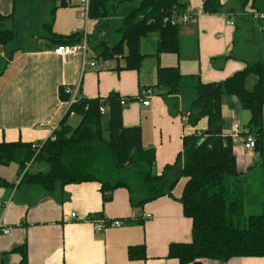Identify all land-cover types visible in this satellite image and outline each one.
Segmentation results:
<instances>
[{"label":"crops","instance_id":"1","mask_svg":"<svg viewBox=\"0 0 264 264\" xmlns=\"http://www.w3.org/2000/svg\"><path fill=\"white\" fill-rule=\"evenodd\" d=\"M219 1L224 5L223 11L208 15L203 13L204 0H189L193 20L181 29L186 44L179 55L154 57L156 48L147 53L143 49L145 38L142 39V51L150 57L144 60L139 71L121 70L122 59L103 60L91 48L87 59L93 67L84 66L81 53L58 56L43 42H38L31 51L24 46L12 49L9 64L0 72V143L47 141L69 108L68 103L60 99V89L80 84L81 97L88 99H104L112 92L135 99L125 106L123 126L141 128L143 146L155 150V172L161 175L166 166L176 163L183 150L184 136L204 132L208 126L206 119L196 128L187 125L181 100L177 111L171 101L173 96L165 98L150 89L156 84L158 65L178 66L182 74L199 75L204 84H209L223 82L248 64L264 61V21L252 25L243 21V11L236 1ZM13 4L14 0H0V15H10ZM231 9H234L233 14L229 13ZM81 13L80 0H68V6L55 14L53 32L63 36L89 32L93 20L88 18L83 25L85 18ZM116 20L120 19L111 22ZM148 38L157 41L155 35ZM6 55L5 50L0 49L1 62L7 61ZM255 82L256 79L250 77L247 88L251 90ZM148 89L153 93L146 97L143 92ZM145 100L150 101L149 106H144ZM222 106L223 132H231L232 125L227 128V121L232 119L233 124L238 122L237 117L243 120L242 124L238 123L244 132L250 112L231 97L224 98ZM74 118L76 116L70 117L69 123ZM234 153L238 169L248 174L249 182L254 177L258 181L256 186L249 183L247 196H251L250 191L261 190L264 181L258 168L259 154L246 151L241 143L234 145ZM43 169L37 168L38 171ZM171 173L177 177L179 171L175 169ZM0 178L15 184L18 165L1 166ZM186 182L187 179L182 178L173 191L176 199L164 197L141 209L132 207L129 192L124 188L117 189L113 200L104 203L98 183L69 185L54 194L34 186L0 189V222L3 227L11 228L9 235L0 236V262L19 263L20 254L11 251L27 242L29 264H179L168 258V253L171 244L192 241V220L184 216L183 207L177 201ZM72 214H76L77 219H73ZM147 214L152 218L143 223L133 218ZM98 219L123 223L97 233L93 220ZM142 245L147 259L130 261L128 249ZM203 264H264V258H234L225 263L205 260Z\"/></svg>","mask_w":264,"mask_h":264},{"label":"trees","instance_id":"2","mask_svg":"<svg viewBox=\"0 0 264 264\" xmlns=\"http://www.w3.org/2000/svg\"><path fill=\"white\" fill-rule=\"evenodd\" d=\"M243 11V21L256 22L245 17L247 7L264 13V0H234ZM36 0H14L13 12L0 15V49L16 40L13 29L18 14L33 10ZM68 6L61 0L51 10V32L49 49L59 45H77L81 33L63 36L53 32V22L58 9ZM189 7V0H90L88 18L97 22V31L89 36V45L98 58L103 60L122 59L121 70L139 71L144 60L150 57L142 51V39L155 35L156 54L179 55L182 50L181 29L183 25L171 23L173 15H182ZM224 5L219 0H204L203 13H221ZM229 13H234L231 9ZM37 14H28L31 21ZM29 19V20H30ZM114 19L121 20L117 30L120 39L113 45L106 42V32ZM32 48H27L31 51ZM126 49V55H125ZM13 50L3 68L9 64ZM254 77L256 82L249 90L247 81ZM160 96L171 98L173 108L179 111L180 100H188L182 111L187 125L198 127L207 120V130L186 135L183 150L174 165L165 167L161 175L155 172L156 153L146 149L142 143L140 127L125 128L123 112L125 106L135 101L112 92L104 99L80 97L68 111L53 135L43 143L23 141L0 143V167L18 165V177L31 166L43 170H28L18 188L34 186L42 192L54 194L69 185L98 183L104 203L113 200L114 192L124 188L129 192L130 202L135 209L168 197L176 199L173 191L182 178L187 179L181 197L177 200L183 214L192 220V241L171 244L168 258L179 264H203L205 260L220 263L234 258H264V203L260 214H246V196L249 188L248 174L238 169L234 144L229 134L223 132V99L235 98L244 110L250 112V121L244 135L255 138V152L259 154L258 168L264 180V61L262 59L227 80L204 84L199 75H184L178 66L158 65L156 84L150 87ZM60 99L69 102L71 96L65 87L60 89ZM105 109V113H102ZM72 114L80 119L77 127L69 123ZM107 117L108 138L104 136L103 117ZM177 169V177L171 173ZM264 185V181H263ZM16 185L0 178V189H12ZM143 223L142 217L135 220ZM21 260L28 263L27 242L14 248ZM130 261L146 260L145 246L128 249ZM0 264H10L1 261Z\"/></svg>","mask_w":264,"mask_h":264},{"label":"rangeland","instance_id":"3","mask_svg":"<svg viewBox=\"0 0 264 264\" xmlns=\"http://www.w3.org/2000/svg\"><path fill=\"white\" fill-rule=\"evenodd\" d=\"M61 0H36L34 11L27 10L23 13H19L17 16V20L14 23L13 29L15 34L16 40L14 42H11L8 44V47L5 49L6 57H8V53L12 49H16L18 47L24 46L26 48H34V45H37L38 42H43V44H51L52 42V32H51V18H52V7L54 5H59ZM247 10H250V6L247 7ZM28 14H37L36 19L37 22L31 21L29 17H27ZM30 19V20H29ZM83 22V25H85L86 19ZM114 24L111 26L110 35H108V38L106 39V42L108 44L113 45L114 43H117L120 39L119 34L117 33V30L121 27L122 23L121 20H116L113 22ZM97 24L93 21L91 22L90 30L88 34L92 36L96 30ZM84 31V28H83ZM86 32V31H85ZM84 32V33H85ZM83 33V34H84ZM150 37V36H148ZM148 37H145V40L143 41V49L147 53H151L153 50H155V42ZM147 38V39H146ZM183 42V40H182ZM40 44V43H39ZM186 44V42H183L182 45ZM126 49H125V55H126ZM145 53V52H144ZM4 62L0 61V71L4 66ZM183 104L185 105V108L187 104L189 105L188 100H181ZM236 120L239 123H243L242 118L237 117ZM80 119L78 117L70 120V124L75 128L79 125ZM232 125V119L227 121V128H230ZM103 127H104V136L108 138V133L106 131L107 128V117H103ZM38 166H31V163L28 164L25 172L17 178V181L15 183L16 186H19L24 174L30 170L31 172H36ZM250 185L256 186L259 185L257 179L254 177L252 180L250 179ZM15 186V187H16ZM251 196H246V214H260L262 212V203H264V186L261 182V190L253 189L250 191ZM256 194H259V196H255Z\"/></svg>","mask_w":264,"mask_h":264},{"label":"built area","instance_id":"4","mask_svg":"<svg viewBox=\"0 0 264 264\" xmlns=\"http://www.w3.org/2000/svg\"><path fill=\"white\" fill-rule=\"evenodd\" d=\"M80 3L82 6L81 17L88 19L90 0H80ZM244 16L250 17L255 21H264V13H259V12L254 11L251 13L244 14ZM192 20H193L192 11L188 7L184 14L173 15L171 23L173 25H175V24L186 25L189 22H191ZM231 24H233V23H231ZM89 48H90L89 35L87 32H85L84 34H82V40L79 44L73 45V46L59 45L53 51L58 56H67V55H73L76 53H81L83 55L84 66L89 65V66L93 67L94 64L88 63V59H87V54L89 52ZM80 91H81V85L80 84L73 86V87H70V86L65 87L66 94L71 96V99L68 102L69 107L72 106L73 104H75L79 100V98L81 97ZM152 93H153V91L148 89V90L143 92V95H145L146 97H149ZM143 104H144V106H149L150 101L145 100V101H143ZM122 105L127 106V103L125 101H123ZM101 111L103 114L105 113V109H102ZM72 116H74V115L72 114ZM183 120H184V123L187 124V121H188L187 117H183ZM243 133L244 132H242V127L240 126V124L238 122H234L232 124V127H231V132L229 133V136L232 139L233 144L237 145V144L241 143L246 151H248V152L255 151V148H256L255 138L251 135H244ZM71 217L73 219H77L76 214H72ZM141 217H142V220H148V219L152 218V216L150 214L142 215ZM141 217H138L135 215L133 216V218H135L134 220H137ZM122 223L123 222L121 220H105V219L93 220L94 228H95V231L97 233H103L108 229L120 227L122 225ZM10 233H11V228L3 227L1 222H0V236L1 235H9Z\"/></svg>","mask_w":264,"mask_h":264}]
</instances>
